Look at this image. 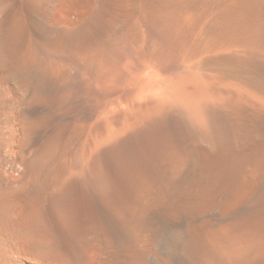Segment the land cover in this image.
I'll list each match as a JSON object with an SVG mask.
<instances>
[{
	"label": "bare ground",
	"instance_id": "1",
	"mask_svg": "<svg viewBox=\"0 0 264 264\" xmlns=\"http://www.w3.org/2000/svg\"><path fill=\"white\" fill-rule=\"evenodd\" d=\"M138 2L0 0V264H264V22L168 19L93 77Z\"/></svg>",
	"mask_w": 264,
	"mask_h": 264
},
{
	"label": "rangeland",
	"instance_id": "2",
	"mask_svg": "<svg viewBox=\"0 0 264 264\" xmlns=\"http://www.w3.org/2000/svg\"><path fill=\"white\" fill-rule=\"evenodd\" d=\"M262 1L263 0H139L137 5L134 6L135 8H132V10L127 9L130 12L125 10V14H126L125 18L127 17L126 19L127 27L125 26L123 33L119 36V38H116L115 40L116 42L112 41L109 44L107 43L104 45H98L97 43H95L93 39L91 40L90 38L89 39L87 38L83 40L82 42H80L81 45L77 46L76 56H79V57L80 55L85 56L86 61L90 64L89 69H91L90 73L93 74V77H95L96 75L100 76V74L104 76H110V75L114 76L120 71V69L124 66L125 62L132 55L142 54V52L146 48L145 45H148L147 41L149 42V38H150L149 36L150 35L152 36L153 34H155L154 31L157 32V31L163 30V28L160 26L162 21H165V20L168 21V19L169 20L171 19L181 20V19L188 18L191 20V22L194 25H196L200 21L207 20L210 22H218L219 25L221 24L220 26H222V24L224 26V24H227L226 23L227 21L231 20L230 27L228 26L229 22L226 26H224V27H227L228 31L230 30L229 33H233L236 29H241L242 31H244L246 30V26L250 24L251 22L253 23H256V22L263 23L264 22V9L260 8V6L262 5L261 4ZM258 2H260V4ZM262 3L264 4V2ZM223 4L225 7L224 6L221 7V5ZM256 4H259V5L256 6ZM244 5H247V6H244ZM223 7L226 10H224ZM238 7L240 8L241 12L243 11L242 13L244 14H240L241 12L239 13ZM220 9L223 10V12H221ZM133 10H136V11L133 12ZM244 10H247V12ZM127 13L129 16L127 15ZM222 15L224 18L222 17ZM225 15L227 16L225 17ZM233 15L235 16L234 18H233ZM217 16L219 17L221 16L220 18L222 20ZM232 19L233 21L234 20L235 21L233 22ZM241 19L243 20L241 21ZM155 28H157V30ZM261 29H262V32L264 33V27H262ZM150 32L152 34H150ZM263 38H264V35H263ZM97 83H94L93 88H97L95 87ZM141 143L142 142H139L136 145L139 144L138 146L140 148L141 146L145 148L144 147L145 144L143 143L141 144ZM136 145L132 146L133 148L129 146L130 148L127 147L128 149H126L125 147L123 148L125 149L124 153H122L123 151H120L118 153H115L116 155L114 154L112 157L108 159L105 167L106 166H109V167L108 168L104 167L103 173L110 185L122 183L121 180H123V178H128L132 174L137 173V171L140 169L138 165L139 155L137 154L140 153L139 151H141L142 148L140 149ZM136 148H137V151H136L137 153L135 152ZM119 165H120V168H118ZM135 165H137L138 168ZM114 167L118 169V172H117V169H114ZM120 175L122 176V178L119 177ZM107 176L109 177L107 178ZM236 264H240V263L238 262Z\"/></svg>",
	"mask_w": 264,
	"mask_h": 264
}]
</instances>
